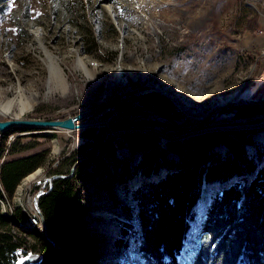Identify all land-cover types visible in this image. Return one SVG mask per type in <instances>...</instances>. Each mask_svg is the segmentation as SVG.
Returning <instances> with one entry per match:
<instances>
[{"label":"rangeland","instance_id":"obj_1","mask_svg":"<svg viewBox=\"0 0 264 264\" xmlns=\"http://www.w3.org/2000/svg\"><path fill=\"white\" fill-rule=\"evenodd\" d=\"M251 21L257 26L249 31ZM48 54L56 61L63 84L50 79ZM17 88L24 98L34 101L32 110L19 120H66L106 102L112 103L98 115L75 122L78 127L74 130H18L8 134L5 143L0 135V148H7L9 138L14 140L17 136H21V144L30 146L8 159L43 150L46 158L44 164L18 184L8 201L0 203L1 213L10 217L19 210L18 214L25 217L21 227L30 230L33 226L43 232L40 222L37 225L33 222L27 200L35 197L44 182L48 185L57 176L56 169L66 156L86 143L85 129L92 128L95 133L106 129L102 137L112 139L114 156L96 159L102 158L105 167L94 172L97 173L94 181L78 182V201L89 209L84 219L98 264H143L129 242L130 236L137 235L135 212L126 217L123 210L114 208L96 181H107L112 174L111 185L118 199L133 206L127 192L156 183L169 174L165 168L149 171L141 156L144 150L165 149L172 141L160 135L176 138L207 129L187 136L191 137L227 126L236 127L229 130L237 131L261 128L251 135L253 144L247 145L244 159H252V153L259 147L264 149V125L243 128L262 124L264 113L237 119L231 111L217 110L245 100L264 103V0H2L0 101L10 99ZM150 93L171 104L168 120L152 113V102L148 109L141 106L148 99L124 102L130 98H148ZM117 100L131 106L118 109L113 104ZM8 119L14 120L13 114L0 115V121ZM185 120L191 127L182 130ZM195 123L200 125L192 127ZM169 124L180 126L175 130ZM131 130L144 136L154 135L156 139L143 137L147 142L138 143L140 149L136 150L121 137L123 133H134ZM214 151L219 154L216 159L224 158L223 145H217ZM4 153L0 152V156ZM165 158L173 156L168 154ZM122 160L128 162L130 170L129 179L123 184L117 181L122 176ZM70 167L67 164L63 170L72 171L74 166ZM254 174L252 171L244 175V184ZM207 185L210 187L202 186L192 209H188V216L193 215V219L182 236L176 264H190L187 257L190 254L184 252L198 243L211 195L220 189L213 182ZM39 218H42L40 214ZM14 232L19 238L25 237L27 247L38 239L36 234L28 235L18 228ZM117 240L125 242L127 248L116 245ZM24 246L14 252L15 264L32 254L40 257L30 249L25 251Z\"/></svg>","mask_w":264,"mask_h":264},{"label":"trees","instance_id":"obj_2","mask_svg":"<svg viewBox=\"0 0 264 264\" xmlns=\"http://www.w3.org/2000/svg\"><path fill=\"white\" fill-rule=\"evenodd\" d=\"M254 18L255 16L251 19ZM251 22L254 25L252 28ZM251 22L249 31L257 26L254 21ZM249 58L255 61L253 56ZM151 102L154 104L152 113L168 120L171 113L169 102L150 93L147 102L141 103V106L148 109ZM113 104H116L118 109L131 106L129 103H119L118 100ZM231 112L234 118L244 119L263 114L264 109L246 104ZM167 126L177 130L180 125ZM18 130L37 128H11L3 131L0 134L1 142L5 143L7 135ZM258 130L261 128L212 131L169 141L165 149L144 150L141 156L149 171L165 168L169 174L163 180L136 189L135 192H127L128 197L134 202L131 207L118 199L111 185V182H114L112 174L107 181H96L112 201L114 208L123 210L126 217L135 212L137 235L130 236L129 242L143 264L177 263L179 258L177 254L184 240L182 236L183 234L185 236L193 219V215L188 216V209L189 207L192 209L202 186L210 187L207 184L212 182L220 189L211 195L198 243L184 252L186 255L190 254L187 255L191 260L190 264H264V149L259 147L252 153V159H244L247 145L253 144L251 135ZM95 131L92 128L85 129L83 135L86 143L61 161L56 169L57 177L52 180L50 186L47 185L46 192L38 199L46 234L35 230L33 226L29 227L30 230L21 227L20 222H24L25 219L23 213L20 216L19 210H15V214L13 212L12 216L7 217L1 213L0 205V264H15L17 256L14 252L22 245H25L23 248L25 251L30 249L31 252L40 254L38 261L25 264H98L97 253L88 236L89 230L84 219V216L89 214V209L78 201L76 187L78 182L83 184L85 181H94L97 175L94 172L105 167L101 162L102 158L101 161H96L99 156L106 155L111 158L114 156L112 139L107 137L104 139L103 131L101 133ZM20 137L12 140L9 148L1 147L0 152L8 150L9 157L29 149L28 143H20ZM121 137L132 143L136 150L140 149L138 143L141 145L147 142L142 140L143 137H148L150 141L156 139L154 135L144 136L136 132L123 133ZM220 144L225 148V156L218 160L216 158L219 154L214 148ZM168 154L173 158L166 159ZM45 159L43 150L19 158H7L0 164V203L8 201L7 198L15 194L18 184L29 173L44 164ZM67 164L74 166V169L64 171ZM120 169L122 176L118 177L117 181L123 184L130 175L126 160L121 161ZM252 171H255V174L244 184L243 179L246 177L244 175ZM236 175L239 176L234 179ZM224 183L225 188L219 186ZM125 227L126 224L123 230ZM15 228L28 235L36 234L37 241L27 247L25 237L19 238L17 232L13 233ZM115 243L124 248L128 246L119 240ZM162 259L166 263H163Z\"/></svg>","mask_w":264,"mask_h":264},{"label":"water","instance_id":"obj_3","mask_svg":"<svg viewBox=\"0 0 264 264\" xmlns=\"http://www.w3.org/2000/svg\"><path fill=\"white\" fill-rule=\"evenodd\" d=\"M148 98L147 97H137V98H130V99H126L124 100V102H139L141 100L143 101H146ZM112 102H106L96 108H92V109H89L85 112H81L79 114H77L75 117L73 118H68L66 120H47V121H39V120H32V121H24V120H17V119H8V120H5V121H0V131H6L10 128H14V127H25V126H38V127H47V128H63V129H67V130H74L76 129V124L75 122L77 121H81L83 119H87L89 117H94L95 115H98L105 107H107L108 105H110ZM246 104H253L255 106H258V107H261L264 109V103H261V102H254V101H242L240 103H233V104H228V105H223L221 107H219L217 110H225V111H232V110H236L237 108H239L240 106L242 105H246ZM212 118V117H210ZM203 123V122H202ZM87 125H92L91 123L87 124ZM200 125L199 123H195V124H192V127H196ZM264 123L262 124H258V125H251V126H244L243 128H258V127H261L263 126ZM83 126V125H81ZM191 125L188 124V122L185 120V123H184V126H182V130H184V128H190ZM239 128V127H237ZM242 128V127H241ZM219 129H225V130H229V129H236V127H223V128H212V129H209V130H215V131H218ZM207 130V129H206ZM206 130L202 131V130H198V131H195L193 133H190V134H185V135H182L180 137H176V138H168V137H165L164 135H160L161 137L165 138V140H180L181 138H185L187 136H190V135H194V134H199V133H202V132H205ZM139 132V131H136V130H131L130 132ZM123 131H119L118 133H122ZM54 177H57V176H54ZM58 177H61V176H58ZM53 179V177H52ZM52 179L49 180V183H51ZM45 193V192H44ZM37 210H39L38 208V205L35 204ZM39 213H40V210H39ZM43 218V216H42ZM44 222V220H43ZM44 226H45V222H44ZM44 234H46V232H44ZM39 256L38 255H35V254H32L30 256L27 257V259L21 261L20 263L18 264H25L26 262H36L39 260Z\"/></svg>","mask_w":264,"mask_h":264},{"label":"bare ground","instance_id":"obj_4","mask_svg":"<svg viewBox=\"0 0 264 264\" xmlns=\"http://www.w3.org/2000/svg\"><path fill=\"white\" fill-rule=\"evenodd\" d=\"M47 61H48L47 65L50 68V74H51L50 79L54 78L60 84H63V80L60 76L59 69L57 68L56 61L54 60V58L50 54H48V56H47ZM79 62H83V61L79 60ZM260 83H261V78L259 79V81H257L258 85H260ZM33 106H34V101H32L31 99L24 98L23 95L21 94L20 89L17 88L15 91H13L10 99H7L5 101H0V115L6 117V116L13 114L14 119L19 120L25 113L31 111ZM24 121H32V120H24ZM39 121H47V120H39ZM262 123H264V121H262ZM22 128L45 129L47 127H38V126L32 125V126H28V127L25 126ZM50 129H55V128L51 127ZM1 132H3V131H0V133ZM11 141H12V138H9L8 148L10 146ZM7 158H8V150H5V153L2 154V157L0 158V164H2ZM27 201L29 202V200H27ZM39 214L42 217L41 211ZM43 228H44V230H43V233H44L45 232L44 222H43Z\"/></svg>","mask_w":264,"mask_h":264},{"label":"built area","instance_id":"obj_5","mask_svg":"<svg viewBox=\"0 0 264 264\" xmlns=\"http://www.w3.org/2000/svg\"><path fill=\"white\" fill-rule=\"evenodd\" d=\"M51 183H48V186H50ZM46 188H47V184L46 182L43 183L42 187L39 188V190L37 191L38 193L35 195L34 198H31V200H29L28 207L29 210L32 211V217H33V222H36V225L38 224V222H40L41 224V230H43V218H39V210H37L35 204L38 205V199L40 197L41 194H43L44 192H46ZM34 201V202H33ZM39 208V207H38ZM24 258L21 256L20 260H23Z\"/></svg>","mask_w":264,"mask_h":264},{"label":"flooded vegetation","instance_id":"obj_6","mask_svg":"<svg viewBox=\"0 0 264 264\" xmlns=\"http://www.w3.org/2000/svg\"><path fill=\"white\" fill-rule=\"evenodd\" d=\"M114 105H116V104H114ZM169 105H171L170 103H169ZM111 106H113V105H111ZM154 114V113H153ZM156 116H158L157 114H156Z\"/></svg>","mask_w":264,"mask_h":264}]
</instances>
